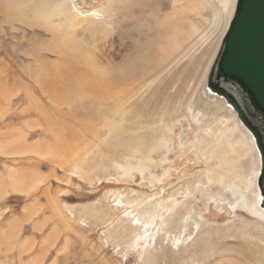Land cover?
<instances>
[{
	"label": "rangeland",
	"instance_id": "rangeland-1",
	"mask_svg": "<svg viewBox=\"0 0 264 264\" xmlns=\"http://www.w3.org/2000/svg\"><path fill=\"white\" fill-rule=\"evenodd\" d=\"M228 1L63 0L44 23L33 19L32 0H0V264L261 263L255 255L264 250V209L247 198L257 199L262 170L258 175L249 134L241 138L246 132L237 116L207 87L230 17ZM76 14L75 47L67 52L63 26ZM192 26L195 39L182 41ZM174 36L181 45L157 61ZM107 76L114 80L109 89L130 88V99L116 110L93 90ZM139 105L147 114L132 120ZM144 114L150 116L138 130L147 137L144 145L157 127L169 150L134 154L121 144ZM221 116L228 126L214 146L232 162L220 161L218 150L200 158L191 147L196 137L210 139L204 128L220 126ZM85 145L88 151H77ZM143 161L152 166L144 174L125 166ZM207 169L225 182L209 183ZM173 200L171 211L162 208ZM157 203L149 234L150 226L145 232L134 217ZM177 213L188 218L176 242L179 229L166 233V223ZM159 237L181 248L174 261L149 248Z\"/></svg>",
	"mask_w": 264,
	"mask_h": 264
},
{
	"label": "bare ground",
	"instance_id": "bare-ground-1",
	"mask_svg": "<svg viewBox=\"0 0 264 264\" xmlns=\"http://www.w3.org/2000/svg\"><path fill=\"white\" fill-rule=\"evenodd\" d=\"M8 1V0H7ZM17 1V0H16ZM27 1V0H26ZM223 3H227V4H229V2L230 1H228V0H221ZM63 2V0H32V2H31V6H29L28 8H30V13L32 14V16H33V19H40V20H43V22L44 23H46V22H48V21H50V19L52 18V16L54 15V13H56V10H57V7L61 4ZM232 3H231V6H230V17H229V19L227 20V22H226V25H225V27H224V31H222V33H221V36H220V38L222 39L223 38V36L225 35V33H226V31H227V29H228V26H229V24H230V21H231V19H232V17H233V14H234V10H235V6H236V2H237V0H233V1H231ZM12 3V2H11ZM27 5H30V4H27ZM230 5V4H229ZM63 12V11H62ZM75 12V11H74ZM59 13V12H58ZM62 14H64V13H62ZM68 14V13H67ZM79 14V13H78ZM62 16V15H61ZM70 16V15H69ZM219 15H217V17H218ZM85 17V16H84ZM216 17V13H215V16H214V18ZM31 18V17H30ZM70 18V17H69ZM81 18H82V16H81ZM71 19H73V18H71ZM91 19V18H90ZM216 19V18H215ZM46 20V21H45ZM78 21V18H77V14H76V18H75V20L73 21V20H69V22H67L66 23V25H64L63 27H64V30H63V33H62V38H61V42L63 43V47H64V50L65 51H69V50H71V49H73L75 46H74V39L76 38L74 35H76V31L75 32H73V30H74V28L76 27V22ZM215 22V21H214ZM217 22V21H216ZM56 24H57V22H56ZM60 25H61V23H60ZM197 25V24H196ZM57 26H59L58 24H57ZM198 26V25H197ZM201 26V25H200ZM199 26V27H200ZM202 27V26H201ZM77 30V29H76ZM87 30H88V28H87ZM86 30V31H87ZM85 31V30H84ZM85 31V32H86ZM78 32V31H77ZM197 32V27L195 26V27H193L192 26V28H191V31L189 30V33H187L186 35L184 34L182 37H181V39H182V41H185V42H187L188 41V39L189 38H191V34H195ZM75 33V34H74ZM80 33V32H79ZM89 33V32H88ZM202 34V33H201ZM88 35H90V34H88ZM192 35V36H193ZM78 38V37H77ZM79 38H80V36H79ZM174 38V41L172 42H169L168 44H167V46L166 47H164L162 50H161V55L159 56V58L157 59V61H160V60H162L163 58H164V56H166L168 53H170V51L171 50H173L176 46L177 47H179L180 45H181V40H180V42H179V38H176V36H174L173 37ZM197 38V37H196ZM85 39V38H84ZM191 39H195L194 38V36L191 38ZM202 39V38H201ZM88 40V39H87ZM187 40V41H186ZM192 40V41H193ZM196 41V40H195ZM195 41H193L194 43H195ZM198 41H199V39H198ZM197 41V42H198ZM221 41V40H220ZM196 42V43H197ZM82 43V42H81ZM192 43V42H191ZM213 43H215V42H213ZM79 44H80V42H79ZM180 44V45H179ZM188 44H189V42H188ZM199 45V44H198ZM80 46H82V45H80ZM84 46V45H83ZM195 46V45H194ZM193 47V46H192ZM198 47V46H197ZM200 47V46H199ZM217 48V47H216ZM79 49V48H78ZM81 49V48H80ZM194 49V48H193ZM208 50H209V48H208ZM216 53V52H215ZM199 54H201V53H199ZM79 55V54H78ZM204 56H206V55H203L202 57H204ZM201 57V58H202ZM192 60H194V59H192ZM162 62V61H161ZM191 62V61H190ZM157 63H160V62H157ZM92 64V63H91ZM197 64V63H196ZM210 64V63H209ZM199 67V66H198ZM113 70V69H112ZM97 71H98V69H97ZM120 71V70H119ZM102 73V72H101ZM119 73V72H118ZM145 73V72H144ZM103 74V73H102ZM107 74V73H106ZM115 74V73H114ZM125 74V73H124ZM130 74V73H129ZM100 76V75H99ZM109 76V75H108ZM108 76H107V79H108ZM115 76V75H114ZM121 77H122V75H120ZM97 77V76H96ZM106 76H104V78H105ZM101 77H99V79H100ZM103 78V77H102ZM124 78V77H123ZM113 79V78H112ZM111 78L110 79H108V80H103L102 79V82L98 85V86H96L95 84H93L94 86H93V90H94V92H96L97 94H98V96H97V99H99L100 101H102L103 103L105 102V104H108V106H109V109H111V110H116V109H118L119 107H118V105H119V102L121 101V99L124 101V100H129L130 99V97H128L127 96V93H128V91H129V87H126V88H120V89H118V90H116V91H114L115 89V87L114 88H112V89H109V88H111V87H113V81L114 80H112ZM120 80V79H119ZM100 81H101V79H100ZM125 81V80H124ZM123 82V81H122ZM140 84V83H139ZM121 85V84H120ZM124 85V84H123ZM123 85H122V87H123ZM208 87V86H207ZM114 89V90H113ZM111 90H113V91H111ZM136 90V89H135ZM210 90V89H209ZM131 91V90H130ZM95 93V94H96ZM131 93V92H130ZM211 93H212V95L213 96H216L217 98H219L221 101H223L225 104H226V106H227V108L229 107L231 110H233V112L235 113V116H237V118H238V123L239 124H241V126L243 127L242 129L246 132V133H241L242 134V136H241V138L243 139L244 138V135L245 136H247V134H249V136H247L248 137V140H249V142H250V144H251V147H252V149L254 150V152L256 153V156H257V160H258V169H257V171H258V175H259V173H260V171L262 170V162H261V158H260V152H259V149H258V147H257V145H256V141H255V138H254V136L252 135V133L250 132V130L242 123V121L240 120V118H239V116H238V114H237V112L233 109V107L232 106H230V104H228L227 103V101H226V99L224 98V97H222V96H220V95H218L217 93H215V92H212L211 91ZM127 97V98H126ZM193 99V98H192ZM210 99V98H209ZM213 100H214V98H212ZM218 99V100H219ZM181 100V99H180ZM178 102V101H177ZM213 102V101H212ZM141 103V102H140ZM183 103V102H182ZM177 104V103H176ZM184 104H186V103H184ZM215 104V103H214ZM206 105H208V104H206ZM206 105H205V107H206ZM177 106V105H176ZM179 106V105H178ZM118 107V108H117ZM123 107H124V105H123ZM144 107V105H139V106H137V107H132V111H131V113H132V120L134 119V118H138V117H140L139 115L142 113V115H143V113L145 112V111H143V108ZM188 107V106H187ZM198 107V106H197ZM217 107V106H216ZM221 108V107H220ZM121 109V108H120ZM189 109H190V111H191V107L189 106ZM208 109V108H207ZM217 109V108H216ZM215 109V110H216ZM219 109V108H218ZM213 110H214V108H213ZM212 110V111H213ZM130 111V110H129ZM134 111V112H133ZM143 111V112H142ZM170 111V110H169ZM125 113H126V111H124ZM199 112V111H198ZM205 112V111H204ZM206 113V112H205ZM94 114V113H93ZM96 114V113H95ZM145 114H147V111L145 112ZM144 114V118H145V115ZM193 114V113H192ZM97 115V114H96ZM123 115V114H122ZM200 115V114H199ZM215 115V114H214ZM114 116V115H113ZM207 116V115H206ZM107 117V116H106ZM215 117V116H214ZM83 118V117H82ZM81 118V119H82ZM143 117H141L140 119H138V120H140V121H138L137 119H136V124H137V131L133 134V133H129L128 134V136L127 135H124V138H122V142L123 143H121L123 146H125V144L127 143V147H129L130 149H131V151L135 154V153H141L143 150H145V148L146 147H148L147 148V150H148V153H150V152H152V151H154L155 149H158L159 147H165V148H167L168 150H169V146H168V141H167V139L162 135V129L161 130H159L157 127H156V129H155V132H157V135H155V136H152V135H150V137L147 139V140H149L150 141V143H147V145H144V141H146V138L147 137H145V136H143V135H141V134H139L138 133V130L140 129V128H143L144 127V123H146V122H149V118H150V116H149V118L147 117V118H145L144 119ZM153 118V117H152ZM81 119L80 120H78L79 121V123L81 124V123H83V122H81ZM195 119H197V117H195ZM207 119L208 118H206V121H207ZM82 120H84V119H82ZM107 120H109V119H107ZM155 120V119H154ZM219 124H220V126L218 125V127H217V125H216V128H214V125L212 126V123H208V125H209V127H207V128H204V132L205 133H207V136H208V138H210L209 140H207L205 137L204 138H200V139H198V137H196V140L191 144V147H196V149H197V152L199 153V157L200 158H203V157H205L206 155H208L209 153H213V152H216L217 150H218V152H217V157L220 159V161H222V160H224V161H226V162H228V161H231V159H235V158H231V157H229V155L227 154V153H224V151L221 149V148H217V146H214L215 145V140L217 139V137H219V135H221V134H223L224 132H225V128L228 126V120L229 119H227V117H225V116H221L219 119ZM156 121V120H155ZM158 121V120H157ZM200 121V120H199ZM104 123L105 124H109V122L108 121H106V120H104ZM86 124V123H85ZM83 125V124H82ZM104 125V124H103ZM143 126V127H142ZM110 127V126H109ZM161 128V127H160ZM90 129V128H89ZM113 129H115V128H113ZM121 129H123L124 131H126V128L123 126V128H121ZM239 129H240V127H239ZM91 133H93L94 134V137H96V138H98V135H99V131H97V129L95 130H93ZM73 134V133H72ZM133 134V135H132ZM117 135H119V134H117ZM93 137V136H92ZM116 137H118V136H116ZM249 137L251 138V139H249ZM95 138V139H96ZM121 137L119 136V139H120ZM206 139V140H205ZM116 140H117V138H116ZM244 140V139H243ZM119 141V140H118ZM246 141V140H245ZM19 142V141H18ZM81 143V142H80ZM108 143V142H107ZM111 143H108V145H110ZM78 147V146H77ZM88 145H85V148L83 147V148H81L80 149V147H78V150L77 151H80L81 152V150H84V151H88ZM215 149H214V148ZM124 149H126V148H124ZM161 149V148H160ZM76 150V149H75ZM237 151V150H236ZM216 154V153H215ZM213 155V154H212ZM76 156V155H75ZM211 156V155H210ZM212 157V156H211ZM142 159V158H141ZM204 159V158H203ZM143 160H145L144 158H143ZM149 160H151V158H149ZM223 162V161H222ZM232 162V161H231ZM128 165H125V166H128L127 168L128 169H138V170H140L141 171V173H143L144 174V172L145 171H147V170H149L150 169V167H152V166H150V165H147L146 164V162H142V163H139V162H137L136 164H132V163H130V162H128L127 163ZM130 171V170H129ZM206 176H207V178H208V181H209V183L210 182H214V181H218L220 184H223L224 182H225V179H224V177H222L221 175H219L218 173H215L213 170L211 171L210 169H207L206 170ZM257 175V176H258ZM157 179L156 180H159V178L160 177H156ZM155 180V181H156ZM216 181V182H217ZM256 181V180H255ZM17 182V181H16ZM12 183H14L13 181H12ZM215 183V182H214ZM18 185V184H17ZM22 185H23V183H22ZM202 185V184H201ZM255 185H256V187H257V192H258V196H257V199L255 200V201H252L250 198L248 199L247 198V201H248V203H250V205L251 206H255V208L257 207V206H259V207H261L262 209H264V207L261 205V203H262V200H263V198H264V196H263V194H262V191H261V188L259 189L258 188V186H257V184L255 183ZM203 186V185H202ZM20 187V186H19ZM17 186H16V190H17ZM19 189V188H18ZM53 191H55L54 189H53ZM14 192V191H13ZM44 193H48L47 191L46 192H44ZM2 196H4V194L2 195ZM246 197V196H245ZM2 198V197H1ZM49 198V197H48ZM120 200V199H119ZM52 202H53V204H52V206H53V209L54 210H56V212L57 213H59V214H61V216H62V214H64L63 212H62V210H61V208H60V206H59V204L56 202V200L55 199H53L52 200ZM121 202V201H120ZM176 201H174L173 200V202L171 203V204H168V205H166L165 207H162V208H166V211H171L172 210V207H173V204L175 203ZM48 203V202H47ZM49 203H51V200H50V202ZM49 206H50V204H49ZM161 206V203H157L155 206H153L151 209H145V210H143L142 212H141V214L139 215V217H134V219H135V221L136 222H139L141 225V229L142 230H144L145 232H146V230H145V228L147 227V226H150V229H148V233L150 234L151 233V231L153 230V227H154V225H156L157 223H156V216H157V208H159ZM250 209V208H249ZM53 211V210H52ZM250 211L252 212V213H254L253 211L254 210H251L250 209ZM257 211H260V210H258L257 209ZM56 213V214H57ZM146 214H148L150 217L149 218H147L148 220L147 221H145L146 219H145V216H146ZM158 214H159V216L161 217V219L163 218V214L162 215H160V212H158ZM53 215H54V213H53ZM166 215V214H165ZM57 216H59V215H57ZM60 216V217H61ZM171 219L166 223L167 224V227H168V230H167V232L166 233H168L169 232V228L171 229V228H173V229H179L178 230V233H177V235H175V237H176V242L177 241H180V238H181V235H182V233H183V228L186 226V222H187V218H188V215H187V217L186 216H181L179 213H177V214H175V215H171V217H170ZM185 218H186V220H185ZM165 221V219L163 220V222ZM196 224L197 225H200L199 227L201 228L202 226H203V222L201 221V218H199V220L197 219L196 220ZM13 225V224H12ZM160 225H162L161 223L158 225V233L160 232V229H162V226H160ZM237 231H238V229H237ZM141 234H144V232H141ZM140 234V235H141ZM153 234V233H152ZM247 234V232H245V229L244 228H242L241 230H240V235H243V236H245ZM261 234H263L264 235V232H262ZM260 234V235H261ZM162 238H157L156 239V241L154 242V246L152 245V243L149 245V248L152 246L154 249L156 248V252H157V254H158V259H161V257L164 259L166 256L168 257H170L171 259L173 258V261H174V258L178 255V253L180 252V250H181V248L180 247H178L177 245L175 246V247H177L178 249H176V248H170V246L168 247V245L167 246H165L164 245V239H165V237H164V239H163V241H160ZM27 243V242H26ZM25 243V244H26ZM50 244V243H49ZM68 244V243H67ZM173 244H175V242L173 243ZM20 246V245H19ZM23 246V245H22ZM63 249H65V248H63ZM173 249V250H172ZM248 249V248H247ZM147 256V255H146ZM180 257V256H179ZM55 259V258H54ZM167 259H169V258H167ZM255 259L257 260V262H261L260 264H264V250L262 249V248H260V250H257L256 251V255H255ZM57 260V259H56ZM55 260V261H56ZM170 260V259H169ZM171 261V260H170ZM177 261V260H176ZM175 261V262H176Z\"/></svg>",
	"mask_w": 264,
	"mask_h": 264
},
{
	"label": "water",
	"instance_id": "water-1",
	"mask_svg": "<svg viewBox=\"0 0 264 264\" xmlns=\"http://www.w3.org/2000/svg\"><path fill=\"white\" fill-rule=\"evenodd\" d=\"M207 86L226 99L254 136L264 196V0H237Z\"/></svg>",
	"mask_w": 264,
	"mask_h": 264
}]
</instances>
